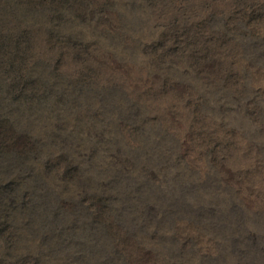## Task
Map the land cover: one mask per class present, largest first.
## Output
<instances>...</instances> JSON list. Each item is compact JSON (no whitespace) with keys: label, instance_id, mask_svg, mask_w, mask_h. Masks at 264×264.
Listing matches in <instances>:
<instances>
[{"label":"rangeland","instance_id":"1","mask_svg":"<svg viewBox=\"0 0 264 264\" xmlns=\"http://www.w3.org/2000/svg\"><path fill=\"white\" fill-rule=\"evenodd\" d=\"M0 264H264V0H0Z\"/></svg>","mask_w":264,"mask_h":264},{"label":"trees","instance_id":"2","mask_svg":"<svg viewBox=\"0 0 264 264\" xmlns=\"http://www.w3.org/2000/svg\"><path fill=\"white\" fill-rule=\"evenodd\" d=\"M35 8H36V7H33L31 10L29 9L28 11L26 10V15H27L28 17L35 16V15H36Z\"/></svg>","mask_w":264,"mask_h":264}]
</instances>
